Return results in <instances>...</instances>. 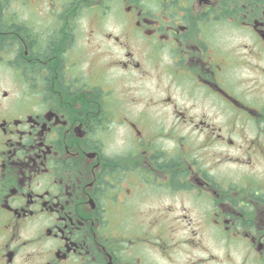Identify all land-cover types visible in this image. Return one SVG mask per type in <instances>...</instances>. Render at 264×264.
Wrapping results in <instances>:
<instances>
[{"label": "flooded vegetation", "instance_id": "obj_1", "mask_svg": "<svg viewBox=\"0 0 264 264\" xmlns=\"http://www.w3.org/2000/svg\"><path fill=\"white\" fill-rule=\"evenodd\" d=\"M0 264H264V0H0Z\"/></svg>", "mask_w": 264, "mask_h": 264}]
</instances>
